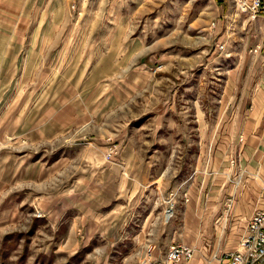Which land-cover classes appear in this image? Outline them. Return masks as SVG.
<instances>
[{"label": "rangeland", "instance_id": "1", "mask_svg": "<svg viewBox=\"0 0 264 264\" xmlns=\"http://www.w3.org/2000/svg\"><path fill=\"white\" fill-rule=\"evenodd\" d=\"M223 11L0 0V264H164L241 32Z\"/></svg>", "mask_w": 264, "mask_h": 264}, {"label": "crops", "instance_id": "2", "mask_svg": "<svg viewBox=\"0 0 264 264\" xmlns=\"http://www.w3.org/2000/svg\"><path fill=\"white\" fill-rule=\"evenodd\" d=\"M212 1L219 10L225 8L222 17L226 12L236 28L242 24L241 32L233 34L242 43L234 37L222 50L223 62L231 65L215 76L222 87L218 111L207 115L209 143L190 178L183 180L188 201L175 238L195 248L191 264H222L220 258L234 250L246 219L264 209V10L241 13L233 0ZM219 23L221 30L222 18Z\"/></svg>", "mask_w": 264, "mask_h": 264}, {"label": "built area", "instance_id": "3", "mask_svg": "<svg viewBox=\"0 0 264 264\" xmlns=\"http://www.w3.org/2000/svg\"><path fill=\"white\" fill-rule=\"evenodd\" d=\"M241 10L257 14L264 10L261 0H235ZM264 194V185L261 188ZM194 248L183 243H171L164 264H191ZM222 264H264V209L255 210L245 221L233 251L225 253Z\"/></svg>", "mask_w": 264, "mask_h": 264}]
</instances>
